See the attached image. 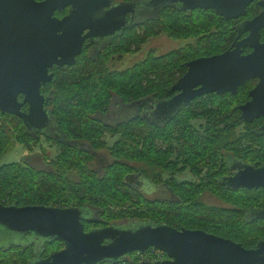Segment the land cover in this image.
<instances>
[{
	"label": "trees",
	"instance_id": "16d2710c",
	"mask_svg": "<svg viewBox=\"0 0 264 264\" xmlns=\"http://www.w3.org/2000/svg\"><path fill=\"white\" fill-rule=\"evenodd\" d=\"M127 1L132 2V0ZM147 10L146 19L141 18L132 28H126L103 49V52L99 50L97 55H93L85 51L76 65L53 68L54 80L44 85L42 93L47 96L52 125H56L61 131V140L56 136L47 137V141L58 146V153L52 159L54 165L52 170L55 172L14 161L2 164L0 166L1 203L79 204L80 197L83 199L85 196L86 198L92 196L104 204H111L107 209L112 213L111 218L123 217L128 212L134 217L137 216V211L133 209L135 194H132V188L129 186L131 180L129 173L135 168L129 162L138 159L139 170L155 181H161L162 178L158 173L154 175L152 157L160 160L157 162L158 165H163L165 154L154 149L156 145H162L155 142L156 139L171 138L177 140L179 144L182 139L191 140L194 144L186 143L184 153L191 161L197 160V163L190 164L194 172L202 169L201 166H209L208 168L211 169L214 164L216 167L223 148L241 150L247 142H239V139L246 137L250 139L248 145L250 150L245 152L247 157L256 151L264 152L262 131H259L256 125L241 124L239 112L237 109H232L237 106L236 102L239 98L245 99L247 94L245 89L248 84L241 86L235 96L230 93L212 94L214 99L207 101L206 105H203L204 97L196 98L183 105L169 118L160 115L155 109L158 117L153 114L155 119L152 120V114L148 111L149 101L168 99L172 95L170 87L186 72L188 61L225 51L237 36L229 27L238 20L225 19L216 15L211 9L182 10L178 5L161 8L152 6L145 11ZM65 13L67 9L57 11L56 15L61 17ZM160 32L165 33L169 38L194 40L159 55L149 53L143 61L136 62L123 70L108 68L111 54H119L118 56L121 57L125 53L136 52L143 43L159 35ZM246 51L244 49V52ZM115 97L127 103L135 101L139 113L119 122L116 124L117 127H111L107 126L111 124H106L99 115L108 109ZM227 106H230V111L225 113ZM200 108L203 109L199 110ZM227 116L234 119L229 120ZM200 121L206 124L203 126V131L195 126ZM216 121H219L218 125L213 128L212 123ZM152 125H164V127ZM237 125L241 126L237 128ZM27 130L20 118L0 111V157L15 143L21 142L30 146L41 141V138L29 134ZM105 131L118 133V141L115 142L113 149L121 159L109 166L101 176L90 167V158L77 148L76 141L91 143L95 141L97 142L95 146L101 147L98 139L102 138L101 133ZM136 137L139 138V142L134 143ZM223 139L233 141H223ZM173 142L172 147H174ZM172 185L177 192L176 198L183 201L178 202L175 199L172 201L170 215L162 217L170 218L168 224L176 227L180 224L198 225L197 227L206 231L240 241L246 247L254 246L259 239H264V222L256 223V220L248 222L244 218H239L244 209L254 207L249 204H256V200H264V195L259 194L264 189L229 191L223 183H217L213 178L208 185L218 191L219 197L242 208V210H237L238 208L234 210L195 200L199 184L196 185L192 181L186 184L173 182ZM221 186L223 187L220 188ZM160 219L158 217L159 222ZM24 253L15 246L0 248V264H23ZM106 261L99 264H120L122 259L116 263L111 260ZM124 261L126 264L135 262L133 259L128 260V257Z\"/></svg>",
	"mask_w": 264,
	"mask_h": 264
},
{
	"label": "water",
	"instance_id": "95a60500",
	"mask_svg": "<svg viewBox=\"0 0 264 264\" xmlns=\"http://www.w3.org/2000/svg\"><path fill=\"white\" fill-rule=\"evenodd\" d=\"M250 1L148 0V4L160 8L178 5L182 10L211 7L228 19L245 14ZM112 2L0 0V111L21 118L28 130L48 127L51 112L41 87L54 80L50 69L75 65L86 38L115 34L126 27L127 12H135L136 2L110 7ZM222 6L232 7L224 11ZM67 7V14L56 15ZM246 24L251 33L227 50L186 63L187 71L171 87L179 93L157 105L160 115H173L183 105L209 92L236 93L240 85L256 77L260 82L250 91L252 99L240 106L241 119L250 122L264 116V42L260 41L259 32L264 25V12ZM247 45L252 51L244 53L243 47ZM20 94L24 96L22 102ZM25 103L29 104L27 111L21 109ZM228 181L233 188L264 187V166H244ZM81 219L82 210L78 207L0 202L3 234L20 236L32 232L66 242L62 251L32 264H99L104 260L116 263L124 254L144 252L150 246L173 258L150 264H264V241L256 249H246L204 230L177 229L167 224L142 225L137 229L111 226L86 233Z\"/></svg>",
	"mask_w": 264,
	"mask_h": 264
},
{
	"label": "flooded vegetation",
	"instance_id": "af4514ba",
	"mask_svg": "<svg viewBox=\"0 0 264 264\" xmlns=\"http://www.w3.org/2000/svg\"><path fill=\"white\" fill-rule=\"evenodd\" d=\"M132 2H136L135 12H127V14H126V21H127L126 27L120 31H117L115 34L110 35V36H105V37L98 36V37L86 38V40L83 44L82 52H81V54H79L77 56V62L79 61L80 56L85 51H88L93 55H97L99 50L103 52V49H105L111 41L116 39L117 36L121 35L126 30V28H132L135 23L139 22L140 19H138V17L140 15H143L146 12L145 10L147 8L152 7V6L148 5L147 0H132ZM117 3H126V0H113L110 7H112L114 4H117ZM231 7L222 6L221 9H223L224 11H227L226 9H230ZM66 9H67V13H68L70 7H67ZM200 9H211L216 15H219V16H222L225 18V16L223 14H219L215 8L210 7V8H200ZM263 12H264V0H251L250 3L246 6L245 14H243L237 18H228V19H233L235 21L238 20L237 22L233 23L231 25V27H229L231 32H235L237 34V36L232 40L230 46L233 43H236L237 41L243 39L244 37L248 36L251 33V29H249V25H247L246 22L252 20L254 17L258 16L259 14H261ZM67 13H65V14H67ZM225 19H227V18H225ZM87 32H88V30H85L84 33L86 34ZM259 32H260V41L264 42V25H262L260 27ZM243 48L247 50L244 53H248V52L252 51V48L248 45L244 46ZM130 53H132V52H130ZM118 55L119 54H111V58L108 60V68L110 70H123V68L117 69V68H112L110 66V63L112 64V62H115V60L121 59V57L118 58ZM77 62H76V64H77ZM65 66H68V65H65ZM57 67H62V66H57ZM53 68H51L50 71L54 72ZM186 71H187V66H186ZM259 82H260V78H256V77L251 78V79H248L247 81H245L242 85H240L238 87L236 93L225 92L223 94L230 93V94L235 96L238 94L241 86L248 84V85H246V89H245L247 91L245 99L241 100V98H239L236 102L237 106L234 105L235 107L232 109L233 110L237 109V111L239 112L238 117L240 119L241 124H243V125H246V124L256 125V126H258L257 127L258 130L262 131V133L264 134V129L262 128V126L264 125V116L257 117L253 121H250V122H245L241 119L242 110H241L240 106L246 104L247 102H249L252 99V97L250 96V91L252 89H254ZM46 84L42 85L41 92H42V88ZM171 87H170V91H171L172 95L168 99H170L171 97H173L174 95L179 93V91H172ZM215 93L216 92H209L207 94H204L202 96H198L196 98L198 99V98L204 97L205 103H203V105H206L207 101H209L210 99H214L212 97V94H215ZM216 94H218V93H216ZM23 98H24V96L22 94H20L19 95V101L22 102ZM115 99H119V98H117V97L113 98L108 109L104 113H101L99 115V118L102 121H104L106 124H111V125H107V126H111V127H117L116 124H118L119 122L128 120V119L134 117L137 114V112L139 113V109L136 108V102L135 101L127 103V102H124L123 100L120 99L124 104L128 105V110L130 108H132L133 112L130 113L128 111L127 114H125L127 116V118H123L121 121L115 120L113 122H109L108 120L104 119V115L106 113L108 114V112L110 111L111 106H112ZM168 99L150 100L149 101V103H148V109L149 110L148 111H150L152 114V120L155 119L153 114L156 116V110L155 109H157V105L160 102L166 101ZM195 99H193L192 101H194ZM192 101H190V102H192ZM133 103H135V105L130 106ZM118 105L120 107H122L120 104H118ZM208 105H210V104H208ZM46 107L47 108L49 107V106H47V103H46ZM21 109L23 111H27L29 109V104L25 103L24 105L21 106ZM48 110H49V108H48ZM162 116H164V115H162ZM171 116H172V114L168 115V116L165 115L164 117L169 118ZM118 117L119 116H117L116 119H118ZM156 117H158V116H156ZM22 122H23V120H22ZM218 122L219 121H216L215 125H214V123H212V125H214L213 128L217 127ZM240 122L238 121L239 124H240ZM204 125H206V124L203 121H200L199 124H197L195 126L198 130L203 131ZM152 126L153 127L159 126V128L164 127V125H152ZM240 126L241 125H237V128ZM27 131L29 134H31L35 137L41 138V140L44 139L47 141V137H50V136H56L58 138V140H61V131H60L59 127H57L56 125H52V122L45 129L38 130V129L31 128ZM101 134H102V138L98 139L99 143L101 144V147H96L95 145L97 142H95V141H94V143H91V142H87V141H83V140L76 141V146L79 150L85 152V154H84L85 156L90 158V167H92L94 172L96 174L102 176L106 172V169L109 166H111L115 161L120 160L121 157L116 155L114 153V149H113L115 142L118 141V137H117L118 133H115L112 131H105ZM106 136L111 138V140H109V138ZM224 140L225 141H231V142L233 141L232 139H228V140L223 139V141ZM70 141H72V140H70ZM236 141H237V139H236ZM238 141L239 142L246 141L247 144L244 145L242 147V149L239 151L232 150L230 148H223L221 150V155L218 158L216 167L214 164L212 165V167H210L211 169L208 168L209 166H205V167L201 166L202 169H197L199 171L194 172V170L192 169L190 164L197 163V160L191 161L190 157H188L187 154L184 153V151H186V149H185L186 143L191 144V145L194 144L191 140L186 141V140L182 139L181 143L179 144V142L177 140H173L171 138L169 140H167V139H165V140L156 139L155 142L162 143V145H156L154 147V149L160 150V152H164V154H165V160L162 161L163 165H158L159 163H157V162H160V160L158 158L152 157L154 175L156 173H158V176H160V178H162L161 181L157 182L153 178H151L150 176L145 175L143 173V171L139 170L140 161H138V159L131 160V162H129L130 165L134 166V168H135L133 170V172L129 173V175L131 174V180H130L129 186L132 188V191H133L132 194H135V195H133V201L135 203V207H133V209L137 211V216L131 217L129 215V212H128L123 217L111 218L112 213L107 210L109 207H111V204H109V203L104 204L101 201H97L96 198H94L92 196H87V198L85 196V198H83V199H82V197H80L79 198V204H73V203L67 204V202H64L63 205H58V204L56 205L55 204L53 206H57L60 208H67V207H78V208H80L82 210V219L81 220H82V224H83V229H84V232H86V233L90 232L91 230L104 229V228H108L111 226L117 227L119 229H137L142 225H153V226H156L159 224L170 225L167 223L170 218H162V217H166V216L170 215L171 205H172V203H173L172 201L174 199L178 202L183 201L182 199L178 200L176 198V197H178L177 192L174 191L175 189H174L172 183L173 182H175V183L182 182V183L186 184L187 182L192 181L196 185L199 184V187L197 188L198 195L195 198V200H199V201L205 202V203L210 204V205L226 207V208L234 209V210L238 208L237 210H240V209L242 210L241 207L236 206L237 204L234 205L233 203H228V202L223 201L219 197L218 191H216L213 187L211 188L208 185V183L210 181H213V178H215L217 183H219V182L223 183V186L226 189H228L229 191L244 192L245 190L250 191V190H260V189L263 190L264 189V187L247 188L244 186H239L238 188H233L232 186H229L228 180L231 177H233L238 172L239 169L240 170L244 169V166H254L257 168L264 166V155L261 156V158H254V159L246 156L247 154L245 152L250 150V148L248 147V145H250V139L248 137H246L245 139H239ZM47 142L52 143V146H56L57 153H58V146L56 144H53V142H50V141H47ZM137 142H139L138 137H136L134 139V143H137ZM172 142L174 143V147H172V144H171ZM43 157H44V155H43ZM46 161H49L50 164L53 162L49 158H47V159L42 158L41 162L44 163V165L46 164V166H47L48 163H46ZM20 163L22 165H23V163H26L27 165L35 166L25 159L21 160ZM2 164H4V163H0V166ZM154 165H157V166L154 167ZM53 168H54V166H53V164H51L50 168L41 169V170L50 171ZM52 171H54V170H52ZM187 173L190 175H187L184 178H180V176H182V174L184 175ZM188 176H190L191 178L188 179ZM152 184H156L159 187H156L157 189L151 190V187H153ZM223 186H221L220 188H222ZM205 193H208L210 196L215 197L217 200H219L221 202V204H213V203L207 202L204 199ZM260 193L264 195V191L259 192V194ZM136 197H139L140 199L136 198ZM235 203H237V202L235 201ZM246 203L247 202H245L244 204L246 205ZM249 206H254V207L244 209L242 211V216L239 215V218H244L248 222L255 221V220L257 221L256 223L264 222V200H262V201L256 200V204H249ZM154 216H156V217L154 218ZM158 217L161 218L160 222L158 221ZM170 226H172V225H170ZM197 226L198 225L187 226V225H181L180 224L178 227H176V226H172V227H175L177 229L186 228V229H191V230H197V229L204 230L201 227H197ZM204 231H206V230H204ZM206 232L216 234L214 232H209V231H206ZM216 235H218V234H216ZM219 236H221V235H219ZM222 237H224V236H222ZM224 238L231 239L236 243H240L246 249H256V248H258L259 243L264 241V239L261 238L257 241V243L254 246L246 247L242 242L235 241L231 237H224ZM7 239H11V240L17 239V240L11 241L6 246L0 245V248L7 249V248H10L12 246H15V247L23 250V252H25L23 254V264H32L35 260L47 259L48 257L56 254L57 252L62 251L66 247V242L64 240H62L61 238L43 237V236L36 235L32 232L23 233V235H20V236H12L10 234H5V233L3 234L2 228L0 227V242L7 240ZM106 242H109V241L107 240ZM127 257H128V260H131V261H132V259L135 260V262L132 264H150V263H156V262H161V261L173 259L171 256H169V254L167 252H164V251L157 249L155 247H152V246H150L144 252L137 250V251H133V252L124 254L123 256H121L122 262L120 264H126L124 259ZM121 259L119 258L118 261H120ZM108 261H110V260H107L106 262H108Z\"/></svg>",
	"mask_w": 264,
	"mask_h": 264
},
{
	"label": "rangeland",
	"instance_id": "374dc122",
	"mask_svg": "<svg viewBox=\"0 0 264 264\" xmlns=\"http://www.w3.org/2000/svg\"><path fill=\"white\" fill-rule=\"evenodd\" d=\"M148 17V10L143 14L140 15L138 17V19L144 18L146 19ZM194 39L193 38H189V39H184V38H180V39H176V38H169L167 37V35L163 32H160L159 35L152 37L150 40L146 41L145 43H143L140 47V49L136 52H132V53H125L124 55H121V59L120 60H115V62H112V64L110 63V66L112 68H117V69H124L128 66L133 65L136 62L139 61H143L149 53H154L155 55H159L162 54L164 52H167L168 50L171 49H177L178 47L184 46L185 44L192 42ZM119 57V56H118ZM120 99H115L110 111L108 112V114L106 113L104 115V119L108 120L109 122H113V121H121L123 118H127V116L125 114H127V112L129 111L130 113L133 112L132 108H130L128 110V105L124 104L122 101V103L120 102ZM118 104H120L122 107H120ZM135 103L131 104L130 106H134ZM230 106H227L225 108V113L230 111ZM203 108H200L199 110H201ZM230 114V113H229ZM118 117V119H116ZM227 118L230 120L234 119V117H228ZM215 125V123H214ZM8 129L10 130V126H8ZM108 137V136H106ZM109 138V137H108ZM109 140H111V138H109ZM57 154V149L56 146H52V143L47 142L46 140H41L39 141V143L35 144L32 143L30 146L25 144H21V142L19 143H15V145L6 150L2 156L0 157V163H12L14 162H19L21 160H27L28 162H30L31 164L35 165L36 167L40 168V169H48L50 168L51 164L53 163H49V161H46V163H48V165L46 166V164L44 165V163H42V158L44 159H53L55 158ZM264 152H259L256 151L253 153V155L250 156V158H261L260 156L263 155ZM44 155V157H43ZM46 156V157H45ZM53 161V160H52ZM49 166V167H48ZM54 166V165H53ZM190 175V174H182V176H180V178H184L185 176ZM191 178L190 176H188V179ZM151 190L153 189H157L156 187H159L156 184H152ZM205 197L204 199L209 202V203H213V204H221V202L219 200H217L215 197L210 196L208 193L204 194ZM12 235V234H10ZM12 236H17V235H12ZM17 239H7L4 241L0 242V245H8V243H10L11 241H14Z\"/></svg>",
	"mask_w": 264,
	"mask_h": 264
}]
</instances>
